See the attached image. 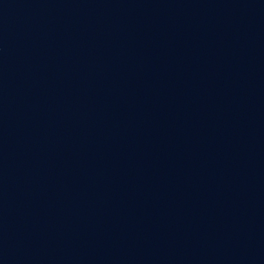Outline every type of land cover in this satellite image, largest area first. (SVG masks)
I'll return each mask as SVG.
<instances>
[{
  "label": "water",
  "instance_id": "obj_1",
  "mask_svg": "<svg viewBox=\"0 0 264 264\" xmlns=\"http://www.w3.org/2000/svg\"><path fill=\"white\" fill-rule=\"evenodd\" d=\"M0 264H264V0H0Z\"/></svg>",
  "mask_w": 264,
  "mask_h": 264
}]
</instances>
